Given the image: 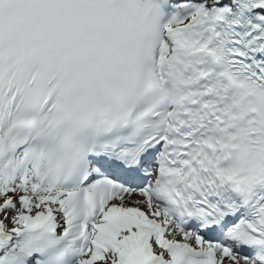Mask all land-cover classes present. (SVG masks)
Listing matches in <instances>:
<instances>
[{
  "label": "snow or ice",
  "instance_id": "snow-or-ice-1",
  "mask_svg": "<svg viewBox=\"0 0 264 264\" xmlns=\"http://www.w3.org/2000/svg\"><path fill=\"white\" fill-rule=\"evenodd\" d=\"M0 264H264V0H0Z\"/></svg>",
  "mask_w": 264,
  "mask_h": 264
}]
</instances>
